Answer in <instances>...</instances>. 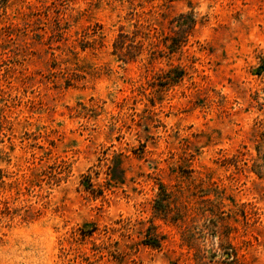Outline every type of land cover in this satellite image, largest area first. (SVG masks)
<instances>
[{
    "label": "rangeland",
    "instance_id": "374dc122",
    "mask_svg": "<svg viewBox=\"0 0 264 264\" xmlns=\"http://www.w3.org/2000/svg\"><path fill=\"white\" fill-rule=\"evenodd\" d=\"M0 264H264V0H0Z\"/></svg>",
    "mask_w": 264,
    "mask_h": 264
},
{
    "label": "trees",
    "instance_id": "16d2710c",
    "mask_svg": "<svg viewBox=\"0 0 264 264\" xmlns=\"http://www.w3.org/2000/svg\"><path fill=\"white\" fill-rule=\"evenodd\" d=\"M261 71H262V66H260V67L256 70V74H257V75H260Z\"/></svg>",
    "mask_w": 264,
    "mask_h": 264
}]
</instances>
